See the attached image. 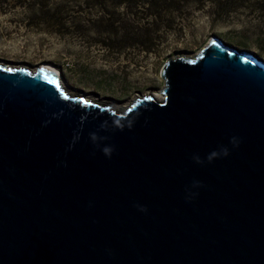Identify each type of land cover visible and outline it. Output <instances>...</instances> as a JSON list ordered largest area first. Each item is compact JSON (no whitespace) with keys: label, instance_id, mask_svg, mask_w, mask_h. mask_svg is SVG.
Masks as SVG:
<instances>
[{"label":"water","instance_id":"95a60500","mask_svg":"<svg viewBox=\"0 0 264 264\" xmlns=\"http://www.w3.org/2000/svg\"><path fill=\"white\" fill-rule=\"evenodd\" d=\"M162 76L122 112L0 65V264H264V60L216 38Z\"/></svg>","mask_w":264,"mask_h":264},{"label":"rangeland","instance_id":"374dc122","mask_svg":"<svg viewBox=\"0 0 264 264\" xmlns=\"http://www.w3.org/2000/svg\"><path fill=\"white\" fill-rule=\"evenodd\" d=\"M216 38L264 60V0H0V65L52 68L73 96L122 112L163 102L166 63Z\"/></svg>","mask_w":264,"mask_h":264},{"label":"clouds","instance_id":"9594fccd","mask_svg":"<svg viewBox=\"0 0 264 264\" xmlns=\"http://www.w3.org/2000/svg\"><path fill=\"white\" fill-rule=\"evenodd\" d=\"M232 142L235 143V138H233V141H232ZM221 151H222V154H223V155H225V156L228 155V150H227L226 148L222 149ZM105 152H106V154H107V153H108V150L105 149ZM217 156H218V153L214 151V152H212V153H210V154L208 155L207 159L209 160V162H211V160H212L213 158L217 157ZM196 160H197L198 163H202V161H201L198 157L196 158ZM141 210H142V211H145L146 209L141 208Z\"/></svg>","mask_w":264,"mask_h":264},{"label":"bare ground","instance_id":"6f19581e","mask_svg":"<svg viewBox=\"0 0 264 264\" xmlns=\"http://www.w3.org/2000/svg\"><path fill=\"white\" fill-rule=\"evenodd\" d=\"M45 69H46V68H45ZM12 70H14V69H12ZM39 70H40V69H39ZM47 70L52 71L53 73H55V74H57V75H60L58 72H56V70H54V69H52V68L49 69V67H48ZM36 71H37V70H36ZM36 71H35V72H36ZM60 85H62V83H61ZM62 88H63V87H62ZM79 98H80V97H79ZM161 98L163 99L164 96L162 95L160 98H158V100H162ZM164 99H165V98H164ZM128 108H129V106H128L127 108H125V110L128 109Z\"/></svg>","mask_w":264,"mask_h":264}]
</instances>
